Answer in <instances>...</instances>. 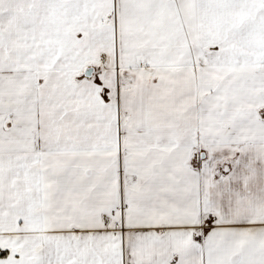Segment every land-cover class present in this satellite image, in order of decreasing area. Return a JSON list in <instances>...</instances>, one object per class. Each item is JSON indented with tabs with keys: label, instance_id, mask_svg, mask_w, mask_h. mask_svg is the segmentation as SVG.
<instances>
[{
	"label": "snow or ice",
	"instance_id": "obj_1",
	"mask_svg": "<svg viewBox=\"0 0 264 264\" xmlns=\"http://www.w3.org/2000/svg\"><path fill=\"white\" fill-rule=\"evenodd\" d=\"M0 264H264V0H0Z\"/></svg>",
	"mask_w": 264,
	"mask_h": 264
}]
</instances>
